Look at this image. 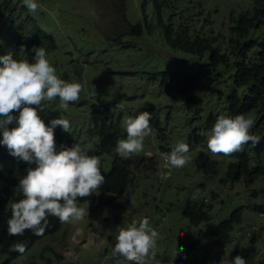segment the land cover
I'll use <instances>...</instances> for the list:
<instances>
[{
  "label": "rangeland",
  "instance_id": "1",
  "mask_svg": "<svg viewBox=\"0 0 264 264\" xmlns=\"http://www.w3.org/2000/svg\"><path fill=\"white\" fill-rule=\"evenodd\" d=\"M253 1L214 0V4L206 1L209 3L206 6L211 11L213 23L220 19L225 25L230 11L242 13ZM35 2L40 7L29 14L56 43V49L47 55L50 65L60 79L67 76L69 82L83 86L79 99L84 101L83 106L69 105L73 109L69 112L56 109L54 100L45 101L43 111L39 113L45 124L58 117L73 118L70 129L76 128L73 138L82 149L94 147L93 140L87 137L88 131L104 119L120 120L119 139H124L126 132L122 122L147 111L152 114L153 132L145 139L144 150L138 154L122 158L114 149L99 157L100 167L105 171L109 170L114 158L143 159V164L131 168V184L123 195L114 197L110 207L103 205L99 194L93 201L79 203L78 206L85 209L83 220L70 219L61 223L57 232L35 242L10 264H46L47 260L49 264H114L111 257L114 234L119 227L133 221L139 225L143 218L149 219L150 226L161 237L156 248L159 264H228L232 251L243 257L246 264H258L264 256V213L256 212L254 207L263 203L264 198L252 196V192L264 188V179L259 178L248 187L243 182H222L227 166L233 160L219 155L210 154L217 163L214 176H205L195 167L198 153H209L206 141L210 130L204 129L203 123L209 113L221 114L227 93L220 97L216 92L220 87L210 84L213 89L209 88L204 81L184 91H179L175 83L160 88V74L169 71L189 73L198 63L165 47L161 50L147 35L123 37V41H131L136 46L124 54L122 46H117L114 41L125 25L115 7L117 0ZM125 4L126 17L134 23L136 2L127 0ZM213 6H217L214 12ZM224 30L225 27L222 32ZM263 34L264 26L251 32L248 38L260 41ZM217 70L227 80L232 75V69L229 74L223 67ZM100 106L107 107L108 111H98ZM246 118L255 121L251 133L261 136L264 113L252 111ZM11 127L15 125H9ZM59 128L54 130L55 135ZM193 130L204 138L202 144L194 142ZM179 142L189 145L190 163L181 169L165 168L160 147L171 151ZM249 147L250 144L245 145L243 150ZM153 161L155 166H149ZM261 162L264 165V154ZM145 164L147 168L143 167ZM24 175L26 173L16 177L20 180ZM189 201L197 206L211 207L207 222L194 226L183 217L182 209ZM238 207L243 209L240 223L234 226L229 242L218 246L215 228ZM3 262L4 258H0V264Z\"/></svg>",
  "mask_w": 264,
  "mask_h": 264
},
{
  "label": "trees",
  "instance_id": "2",
  "mask_svg": "<svg viewBox=\"0 0 264 264\" xmlns=\"http://www.w3.org/2000/svg\"><path fill=\"white\" fill-rule=\"evenodd\" d=\"M125 1L127 0H117L118 4L115 5L117 13L125 25L114 38L116 45L122 46L124 54L128 53L130 47L136 48V46L131 41H123V37L136 38L147 35L155 40V44H159L156 46L162 48L161 50L165 47L176 55L194 59L198 63L194 71L189 73L169 71L160 74V88L168 86L169 83H175L179 91H184L193 89L197 87L199 81H204V83H208L209 88H212L210 84L220 87L216 91L220 97L223 96V93H227L221 114L209 113L203 123L204 129L211 130L220 115L243 114L247 117L252 111L264 113V34L260 41L248 38L251 32L264 26V0H254L252 6L242 13L230 11L225 25L220 23V19L216 24L211 20V11L206 6L209 3L206 1H211L214 4V0H129L136 2V15H133V18L136 19L134 23H131L126 17ZM216 7L213 6V12ZM224 27L225 30L222 32ZM22 45L27 50L26 56L20 53ZM33 46L44 47L47 54L56 49L54 37L37 24L23 5L22 0H0V56L11 52L14 59H27L29 62H33L35 53L30 51ZM251 51H254L252 55ZM219 67H223L228 74L232 69V75L228 80L218 72ZM78 74L81 75V71H78ZM153 78L155 79L156 76ZM62 80L71 83L67 80V76ZM228 81L229 83H227ZM58 103V98L54 99L53 106L56 109H59ZM75 103L83 106L84 101L79 100ZM75 103H70V105ZM71 110L73 109L69 107L67 111ZM98 111H108V108L100 106ZM71 120L73 118L70 117L68 121ZM75 130L70 129V132L66 133L59 128L55 135L58 149L61 145L72 147L74 144H78L73 138L76 134ZM192 133L196 144L204 142V138L197 134V130H193ZM88 134L87 137L93 140L94 147L83 150L89 155L100 157L104 152L115 149L121 136L120 120L114 122L104 119L95 123ZM160 150L162 153L170 152V149L163 147H160ZM210 154V152H199L195 158V167L205 176L212 177L217 173V163L211 159ZM263 154L264 133L261 135V142L254 148L250 144L248 150L239 151L227 157L219 155L233 160L228 164L222 182L231 184L243 182L248 187L253 185L257 179H264V165L261 162ZM143 162V159L114 158L108 171L100 167L106 180L103 187L88 198L78 199L77 204L93 201L99 194L103 198V205L110 207L114 197L123 195L129 188L132 179L131 168L138 167ZM149 166L154 167L155 161L151 162ZM28 167L29 165L25 162L11 156L6 147L0 146V258H4L3 264H10L12 260L21 256L11 250L15 243H25L28 250L35 242L54 234L61 227L57 218L49 217L48 227L43 236H35L30 231H25L23 236L8 235L7 222L11 216L9 201L18 202L23 198L17 189L19 179L16 175L26 173ZM143 167L147 168L148 166L145 164ZM262 188L260 192L255 189L252 196L259 195L264 198V188ZM254 209L263 214L264 202L255 205ZM210 210L211 207L197 206L189 201L183 207L182 215L192 225L197 226L209 220ZM242 210V207L234 209L215 228L214 235L217 238L218 246L229 242L230 233L234 226L241 221ZM190 249L189 247L187 250ZM46 264H49V260ZM258 264H264V256Z\"/></svg>",
  "mask_w": 264,
  "mask_h": 264
},
{
  "label": "clouds",
  "instance_id": "3",
  "mask_svg": "<svg viewBox=\"0 0 264 264\" xmlns=\"http://www.w3.org/2000/svg\"><path fill=\"white\" fill-rule=\"evenodd\" d=\"M22 3L31 13L40 7L35 0H22ZM26 51L22 45L20 53L26 56ZM30 51L35 53L33 62L14 59L11 52L0 56V146L29 165L17 187L23 198L9 201V236H23L25 231L43 236L49 217L57 218L62 224L70 219L83 220L85 209L78 206V199L92 196L106 182L98 156L89 155L79 144L57 148L54 130L60 127L69 133L70 121L58 117L45 124L39 114L45 101L57 98L58 108L67 111L70 103L79 101L83 86L60 79L44 47L33 46ZM151 121L152 114L147 111L126 118L122 122L126 138L117 141L115 152L122 158L142 152L145 139L153 132ZM254 123L243 114L220 115L208 133L207 150L214 156L227 157L242 151L245 145L256 147L261 136L251 133ZM189 151L187 143L175 144L170 152L161 153L164 167H186L190 163ZM159 239L148 218H143L139 225L133 221L119 227L111 249L114 264H159L156 261ZM11 250L23 255L27 245L15 243ZM231 264H246V261L237 255Z\"/></svg>",
  "mask_w": 264,
  "mask_h": 264
},
{
  "label": "water",
  "instance_id": "4",
  "mask_svg": "<svg viewBox=\"0 0 264 264\" xmlns=\"http://www.w3.org/2000/svg\"><path fill=\"white\" fill-rule=\"evenodd\" d=\"M235 256H236L235 251H232V252L230 253V256H229V262H230V263H231V261L234 259Z\"/></svg>",
  "mask_w": 264,
  "mask_h": 264
}]
</instances>
